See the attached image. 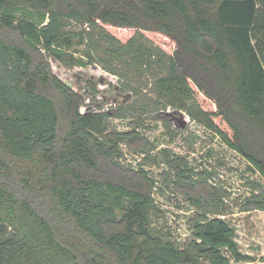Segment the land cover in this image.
I'll return each instance as SVG.
<instances>
[{
    "label": "trees",
    "instance_id": "obj_1",
    "mask_svg": "<svg viewBox=\"0 0 264 264\" xmlns=\"http://www.w3.org/2000/svg\"><path fill=\"white\" fill-rule=\"evenodd\" d=\"M21 8L39 19L15 21ZM70 21L85 24L90 41L96 28L109 56L126 54L129 65L166 55L167 70L154 80L158 99L183 109L264 178V0H0V27L39 52L35 60L0 37V176L29 192L0 184V264H249L234 228L216 215L213 185L190 195L198 209L192 237L178 248L153 233L156 206L143 182L96 173L102 162L124 169L119 145L138 132L109 130L105 114L73 107L70 88L50 73L46 57L85 65L68 52ZM44 84L69 110L62 147L55 103L37 90ZM165 163L189 179L180 160ZM242 208L264 210V197L252 194Z\"/></svg>",
    "mask_w": 264,
    "mask_h": 264
},
{
    "label": "rangeland",
    "instance_id": "obj_2",
    "mask_svg": "<svg viewBox=\"0 0 264 264\" xmlns=\"http://www.w3.org/2000/svg\"><path fill=\"white\" fill-rule=\"evenodd\" d=\"M13 18L39 19L36 12L25 8L14 11ZM68 29L74 34L68 52L85 65L66 64L53 57L45 60L50 73L70 88L73 107L78 104L81 112L105 114L109 130L124 132L135 128L138 132V137L119 145L118 161L124 169L102 162L96 173H119L128 180L143 182L156 206L149 218L153 233L170 239L178 248L192 237L190 219L198 209L190 195L213 185L221 198L216 215L234 228L239 250L252 257L249 264H264V210L242 208L252 194L264 197V178L219 137L190 119L183 109L158 99L154 80L166 72L167 56L156 51L154 57L144 58L149 64L140 62L132 66L127 63L130 57L126 54L124 60L109 56V43L99 40L96 28L90 34L92 41L85 24L70 21ZM0 37L24 47L35 60L39 56L14 29L0 27ZM146 46L154 51L148 42ZM109 68L117 74L109 72ZM37 90L55 103L59 114L57 146L62 147L69 110L64 107L62 95L50 84L38 85ZM168 157L182 162L187 169L184 174L190 180L183 182L176 177L165 163ZM140 170L147 174L150 184L143 176L142 179ZM0 184H4L1 176ZM11 184L20 196H28L27 188L14 176L4 185Z\"/></svg>",
    "mask_w": 264,
    "mask_h": 264
}]
</instances>
